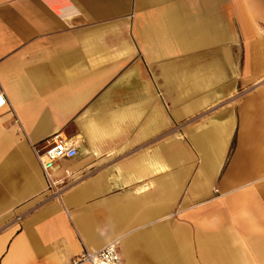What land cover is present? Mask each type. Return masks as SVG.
Wrapping results in <instances>:
<instances>
[{"label": "crops", "instance_id": "obj_1", "mask_svg": "<svg viewBox=\"0 0 264 264\" xmlns=\"http://www.w3.org/2000/svg\"><path fill=\"white\" fill-rule=\"evenodd\" d=\"M0 92V264H264V0H0Z\"/></svg>", "mask_w": 264, "mask_h": 264}, {"label": "built area", "instance_id": "obj_2", "mask_svg": "<svg viewBox=\"0 0 264 264\" xmlns=\"http://www.w3.org/2000/svg\"><path fill=\"white\" fill-rule=\"evenodd\" d=\"M7 104V98L4 92H0V109ZM33 151L40 162L48 180V190L51 196L60 198L65 188L69 185L65 179H56L52 170L54 164L64 158H73L78 153V145L63 136L62 133H56L51 136L43 147L33 144ZM70 175V172L67 171ZM119 244L111 242L98 251H91L84 248L82 252L72 258L69 264H81L88 262L90 264H125L120 255Z\"/></svg>", "mask_w": 264, "mask_h": 264}]
</instances>
